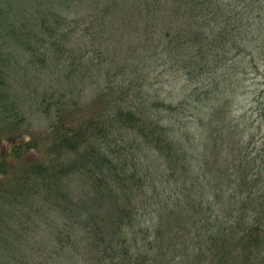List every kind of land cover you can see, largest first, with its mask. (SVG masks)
I'll return each mask as SVG.
<instances>
[{"label":"trees","instance_id":"trees-1","mask_svg":"<svg viewBox=\"0 0 264 264\" xmlns=\"http://www.w3.org/2000/svg\"><path fill=\"white\" fill-rule=\"evenodd\" d=\"M74 1L36 0L39 13L48 12L37 22L43 29L35 32V36L58 35L56 40L72 45L76 28L83 23L70 17L76 3L83 0ZM86 1H89L90 13L86 16L89 25L81 36L93 34L99 44L95 49L97 55L89 58L88 74L96 77L95 66L100 69L99 61L108 59L110 73H115L109 82L114 85L128 76L132 62L138 63L141 51L156 37L159 39L155 47L146 51H175L191 80L204 74L208 46L239 48L241 53L246 50L253 55L261 47L264 54V19L257 9L258 5L264 7V0ZM251 11L259 12L252 17ZM5 23L0 0V226L16 216L22 227L21 220L36 221L47 213L63 221L69 219L68 224L55 228V252L66 247L73 238L72 231L80 226L90 240L88 252L93 246L100 247L101 254L89 258L92 264H162L161 250H178L182 259L181 249L193 246L202 254H206V247L218 264H264V206L261 211L258 208L264 201L258 202L254 195L261 189L256 191L253 185L238 205L231 201L237 213L228 212L224 219L206 192L207 188L212 189L209 173L218 174L217 170L224 169L228 183L231 168L239 171L238 153L245 145L240 144L235 134L226 136L223 130L219 131L218 135L239 144L226 159L220 158L226 144L207 140L194 150L195 160L187 156L154 112L150 115L135 110L140 109L136 101L126 107L118 96L114 101L104 100L94 110L86 108L87 104L80 105L78 97L71 104L63 103L52 118L51 133L43 137L32 128L13 95L14 72L9 66L7 37L12 35L17 46H23L31 31H19L16 26L9 29V35ZM10 25L17 24L13 21ZM155 25L163 28L158 30ZM143 29L149 30V36L141 46L142 41L138 43L140 49H134L129 42L141 40ZM59 41L55 45L63 48L65 44ZM72 60L76 62L77 56ZM75 70L73 67L70 76ZM84 76L80 74L79 83ZM159 105L155 107L162 108ZM140 154L145 155L147 164H140ZM195 165V170L198 165L200 170L194 174L191 168ZM263 168L264 158L252 165L253 171L248 175L258 180ZM78 178L82 180L78 185L83 191L75 198L73 189ZM131 191H141L147 200L151 195L158 200L138 202ZM158 206L169 212L168 222L162 218L152 224L153 230L147 226L146 232L137 231L133 239L137 250L132 251L126 244V227L134 226L140 217L147 215L145 207ZM186 213L190 216L188 220L184 217ZM32 231L35 228L30 226L25 229L26 235ZM195 234L199 244L194 241ZM168 236L169 240L162 244ZM0 239L1 247L16 250L9 248L10 242L5 237ZM172 263L169 259L164 264Z\"/></svg>","mask_w":264,"mask_h":264},{"label":"rangeland","instance_id":"rangeland-1","mask_svg":"<svg viewBox=\"0 0 264 264\" xmlns=\"http://www.w3.org/2000/svg\"><path fill=\"white\" fill-rule=\"evenodd\" d=\"M35 3L36 0H2L8 34L11 35L9 29H14L16 26L19 31H31L23 46H17L14 37L8 36L7 47L10 52L9 66L14 72L13 95L26 113L32 128L43 137L50 134L52 118L56 112H59L57 108L63 107V103L71 104L74 97H78L77 101L80 105L87 104L86 108L90 110L98 108L104 100L114 101L118 96L122 98V103L126 107H131L136 101L140 109L135 110L150 115L154 112L168 127L172 138L183 146L187 156L195 160L194 150L204 146L207 140L210 143L219 140L226 144V150L220 154L223 160L233 148L238 147L239 144L228 141L224 135H218L220 129L226 136L235 134L236 139H240V144L242 142L241 145H245L238 153L239 171L231 168L228 173V183L224 169L217 170L218 174L216 172L208 174L212 189L207 188L206 192L215 203L221 219L226 218L228 212L237 213L230 202L234 201L235 206L238 205L243 197H247L245 194L253 185L256 186L255 190L261 189L259 193L254 192L257 201H264V197H261L264 195V168L258 180L256 176L248 175L253 171L252 165L256 162L261 163L264 158V54L262 55L261 47L256 48L259 52L253 55L246 50L241 53L239 48L227 50L223 47L208 46L205 72L191 80L181 67V56L175 51L165 50L163 53L146 51L155 47L159 39L156 37L157 39L149 43L145 49L147 53L141 51L137 58L138 63L132 62L130 70L126 73L128 76L125 75L118 81L114 80L116 82L114 85L113 82H109L115 78V73H110L111 65L108 59L99 61L100 69L98 65L95 66L93 72L96 77L88 74L89 58L97 55L95 49L99 45L94 38L95 35L81 36V31L89 25L86 20V16L90 13L89 1L76 3L72 9L75 12L70 13L71 18L83 22L76 28L78 32L72 37V45L56 40L58 35L51 37L47 33H40L35 36V32L43 29L37 22L48 12L41 9L43 14H40V8H37ZM257 9L261 11L264 19V7L258 5ZM259 11H251L254 13L252 17H255ZM141 20L145 22L144 19ZM13 21L17 25L11 26L10 23ZM23 22L27 23L22 24ZM155 26L158 30L163 28V26ZM142 31L141 40L133 39L129 42L134 49L136 47L140 49L146 36H149V30ZM78 36L81 37L77 38ZM55 41L65 46L58 48ZM140 41L142 42L138 46ZM35 48L38 52H35ZM124 51L126 50L121 52ZM75 56L77 60L73 62L72 58ZM73 67L76 70L70 76ZM83 73L85 76L81 78L82 83H79L80 74ZM119 90H126L127 93L122 95ZM100 95H103L101 99L98 97ZM156 102L162 104V108H156ZM214 133L216 135H212ZM256 156L257 160H255ZM138 157L141 165L147 164L144 154ZM200 165L196 170V165L191 168L194 174L200 170ZM245 180H248L247 183ZM81 181L78 178L74 183L75 198L82 194L83 189L78 185ZM130 194L136 195L134 200L138 202L158 200L152 195L147 200L141 191H131ZM233 196L236 198L233 199ZM263 206L264 203L258 206L260 211ZM144 213L147 215L140 217L134 226L126 227L125 230L126 244L131 246L132 251L137 250L133 241L137 231L146 232L147 226L153 230L152 224L162 218L168 222L169 212L162 211L160 206L156 209L145 207ZM184 217L187 220L190 218L187 213ZM18 220L19 217L16 216L10 223L0 226V237L3 236L10 242L9 248H16L12 251L1 247L3 241L0 239V264H92L89 258L94 254L97 258L101 254L100 247L94 248V246L88 252L90 240L86 230L79 228L80 226L72 231L73 238L66 247L59 253L55 252L57 250L53 236L55 228L63 226L64 223L68 224L69 219L63 221L56 215L47 213L38 217L36 221L21 220L23 227L17 223ZM41 220L42 227H40ZM29 226L35 228V231L26 235L25 229ZM167 240L169 236L162 244ZM194 241L198 243L197 235ZM198 250L195 246L183 247L182 259L178 250L163 249L159 252V256L164 263L171 259L172 264H218L212 259L206 247L204 249L206 254L199 253Z\"/></svg>","mask_w":264,"mask_h":264}]
</instances>
